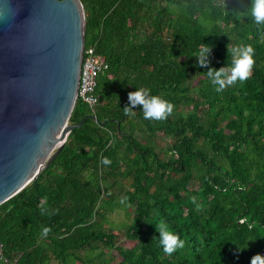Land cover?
<instances>
[{
    "label": "trees",
    "instance_id": "trees-1",
    "mask_svg": "<svg viewBox=\"0 0 264 264\" xmlns=\"http://www.w3.org/2000/svg\"><path fill=\"white\" fill-rule=\"evenodd\" d=\"M80 1L84 48L107 64L97 102L76 99L68 122L84 117L80 125L0 203V264H250L264 255V26L236 14L251 0H226L227 14L225 0ZM204 44L217 69L228 44L251 45L252 76L215 91L196 66ZM140 88L173 113L124 115ZM121 209L127 218L113 226ZM161 222L184 241L172 255L153 239Z\"/></svg>",
    "mask_w": 264,
    "mask_h": 264
},
{
    "label": "water",
    "instance_id": "water-1",
    "mask_svg": "<svg viewBox=\"0 0 264 264\" xmlns=\"http://www.w3.org/2000/svg\"><path fill=\"white\" fill-rule=\"evenodd\" d=\"M84 28L80 0H0V203L33 180L84 119L68 122Z\"/></svg>",
    "mask_w": 264,
    "mask_h": 264
},
{
    "label": "clouds",
    "instance_id": "clouds-1",
    "mask_svg": "<svg viewBox=\"0 0 264 264\" xmlns=\"http://www.w3.org/2000/svg\"><path fill=\"white\" fill-rule=\"evenodd\" d=\"M225 13H228L227 2L223 4ZM237 15H246L257 26H264V0H251L250 6L244 13H236ZM212 52L211 45L204 44V46L198 49L197 67H204L208 70L205 72L211 84L215 87V91L222 92L227 87L236 84L237 82H246L253 74L255 66L254 49L251 45L238 44L232 46L227 45V64L219 69L215 67H209L210 55ZM129 104L123 107L124 115H135L134 108L136 106L142 107L144 119L146 120H166L174 111V105L161 98L160 96L151 95L150 90L143 88L137 91L128 93ZM103 164H110L111 161L105 157L102 161ZM127 197H122L120 203H126ZM193 203H196L195 197H193ZM199 208L200 205H197ZM41 215H54L56 210H49L47 208H41ZM156 231L159 233L158 243L162 247L163 252L167 255H172L178 249L184 247V241L180 239L179 235L170 231L167 225L163 222L156 223ZM251 228V225H249ZM51 232V228L44 226L42 228V235L47 236ZM245 248H241L243 251ZM250 264H264V255L255 254L250 261Z\"/></svg>",
    "mask_w": 264,
    "mask_h": 264
},
{
    "label": "built area",
    "instance_id": "built-area-1",
    "mask_svg": "<svg viewBox=\"0 0 264 264\" xmlns=\"http://www.w3.org/2000/svg\"><path fill=\"white\" fill-rule=\"evenodd\" d=\"M106 67L107 64L102 62V60L94 54L91 47L83 49L76 90V99H80L89 106L96 104L97 97L94 93V89L97 82V76ZM1 249L2 247L0 244V254Z\"/></svg>",
    "mask_w": 264,
    "mask_h": 264
},
{
    "label": "rangeland",
    "instance_id": "rangeland-1",
    "mask_svg": "<svg viewBox=\"0 0 264 264\" xmlns=\"http://www.w3.org/2000/svg\"><path fill=\"white\" fill-rule=\"evenodd\" d=\"M126 212V209H121V210H119L118 212H115L114 214H112L111 216H110V220L113 222V226H116V225H119V223L120 224H122L124 221H125V219L127 218L126 216H125V213ZM127 213V212H126ZM115 224V225H114ZM119 242H125L124 241V238H122V239H119ZM126 243V242H125ZM116 258H119L118 256H116Z\"/></svg>",
    "mask_w": 264,
    "mask_h": 264
}]
</instances>
